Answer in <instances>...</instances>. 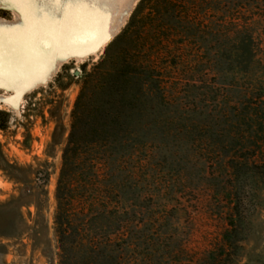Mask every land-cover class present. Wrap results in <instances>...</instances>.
Returning a JSON list of instances; mask_svg holds the SVG:
<instances>
[{
    "label": "rangeland",
    "instance_id": "rangeland-1",
    "mask_svg": "<svg viewBox=\"0 0 264 264\" xmlns=\"http://www.w3.org/2000/svg\"><path fill=\"white\" fill-rule=\"evenodd\" d=\"M141 1L100 5L96 38L87 24L81 42L64 38L44 53L33 51L30 34L43 31L45 19L26 21L0 6V24L16 28L8 49L22 57L17 66L4 63L0 82V264H59L55 192L72 111L136 8L141 55L158 67L165 99H144L149 155L127 202L135 264H196L217 247L232 212L242 247L233 260L264 264V0ZM81 12L48 21L57 38ZM73 56L83 59L59 62ZM40 171L50 175L43 188Z\"/></svg>",
    "mask_w": 264,
    "mask_h": 264
},
{
    "label": "trees",
    "instance_id": "trees-1",
    "mask_svg": "<svg viewBox=\"0 0 264 264\" xmlns=\"http://www.w3.org/2000/svg\"><path fill=\"white\" fill-rule=\"evenodd\" d=\"M138 9L108 45L98 71L86 77L72 111L55 192L59 264L136 261L135 215L127 202L136 169L145 168L149 155L152 113L144 99H165L158 67L141 55ZM108 62L110 68H101ZM49 178L46 171L38 172V186H46ZM238 234L239 215L232 212L217 247L203 251L196 264H238L233 260V252L242 248Z\"/></svg>",
    "mask_w": 264,
    "mask_h": 264
},
{
    "label": "snow or ice",
    "instance_id": "snow-or-ice-1",
    "mask_svg": "<svg viewBox=\"0 0 264 264\" xmlns=\"http://www.w3.org/2000/svg\"><path fill=\"white\" fill-rule=\"evenodd\" d=\"M109 2H112V0H0V6L10 5L15 7L22 13V17L26 21L31 18L32 22L36 23L43 18L54 24H60L79 10L91 9L98 11L99 5ZM15 31V27L0 24V82H2L5 75L3 56L5 39ZM0 86H2V83H0Z\"/></svg>",
    "mask_w": 264,
    "mask_h": 264
},
{
    "label": "bare ground",
    "instance_id": "bare-ground-1",
    "mask_svg": "<svg viewBox=\"0 0 264 264\" xmlns=\"http://www.w3.org/2000/svg\"><path fill=\"white\" fill-rule=\"evenodd\" d=\"M106 5H108V4H106ZM104 7L106 8L107 6L104 5ZM98 9H99L98 11H94L92 13H87L86 10H82V12L80 14V23H78V24L71 25V24H73V23H71L68 25V23L66 22L63 29H62V33L58 36L59 40L56 37V35L53 33L52 24L45 20V22L42 23L45 25L43 31L42 30L41 31H35V30L31 31L30 39L32 40L33 51L34 50H38L39 52H43L45 50L49 51L48 49L52 48L54 41L60 42L64 38H66V40L70 44H75V43L78 44L77 42H79V41L81 42L82 36L86 33V30L88 28L87 24H90L92 29L94 28L95 25H97L98 19H99V17H101L100 16L101 12H103L102 11L103 9L100 7V5L98 6ZM50 24H51V26H49ZM93 30H94V33L92 35L95 36V38H96L95 29H93ZM97 31H98V29H97ZM92 35H90V36H92ZM13 38H14V40H11L12 38L9 40H5L4 44H6V45H4V48H3V56H4L5 65L7 64L9 66L14 67V66L18 65V62H20L19 59L21 60L22 57L20 56L19 52L17 53L16 51H13L14 52L13 53L12 50L8 49L11 44H15L13 42H16L15 37H13ZM67 41H65V42H67ZM65 42H62V43L65 44ZM68 42L66 44H68ZM19 43L21 45L25 44L22 41H20ZM84 44H86V43H84ZM57 45H59V43ZM79 45H81V44H79ZM86 45H88V44H86ZM68 46H69V44H68ZM63 47H65V46H63ZM13 50H16V49L13 48ZM22 62H23V60H22ZM19 65H20V63H19ZM22 65H24V63Z\"/></svg>",
    "mask_w": 264,
    "mask_h": 264
},
{
    "label": "water",
    "instance_id": "water-1",
    "mask_svg": "<svg viewBox=\"0 0 264 264\" xmlns=\"http://www.w3.org/2000/svg\"><path fill=\"white\" fill-rule=\"evenodd\" d=\"M112 36H113V33H112V35H111V38L109 37V39L106 40L105 44H103L104 46H101V47H99L97 50L90 52L88 55H94V54H96V53H97L102 47H105L106 45H108V44L110 43V41L113 39ZM87 57H88V56H87ZM71 58H74V59H77V60H81V59H83V58L78 57V56H73V57H69V58H67V59L60 60L59 62H62V61H65V60H68V59H71ZM33 87H34V86H33ZM33 87H30V89H32Z\"/></svg>",
    "mask_w": 264,
    "mask_h": 264
},
{
    "label": "flooded vegetation",
    "instance_id": "flooded-vegetation-1",
    "mask_svg": "<svg viewBox=\"0 0 264 264\" xmlns=\"http://www.w3.org/2000/svg\"><path fill=\"white\" fill-rule=\"evenodd\" d=\"M20 92H21V91H17V96L20 95Z\"/></svg>",
    "mask_w": 264,
    "mask_h": 264
}]
</instances>
